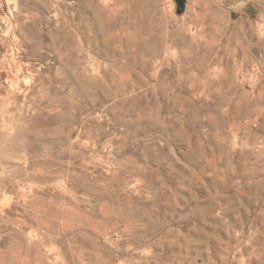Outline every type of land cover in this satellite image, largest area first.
Listing matches in <instances>:
<instances>
[{
	"label": "rangeland",
	"instance_id": "1",
	"mask_svg": "<svg viewBox=\"0 0 264 264\" xmlns=\"http://www.w3.org/2000/svg\"><path fill=\"white\" fill-rule=\"evenodd\" d=\"M0 0V264H264V0Z\"/></svg>",
	"mask_w": 264,
	"mask_h": 264
},
{
	"label": "water",
	"instance_id": "2",
	"mask_svg": "<svg viewBox=\"0 0 264 264\" xmlns=\"http://www.w3.org/2000/svg\"><path fill=\"white\" fill-rule=\"evenodd\" d=\"M177 1V3H178V7H179V9L180 8H182L183 7V4H184V0H176Z\"/></svg>",
	"mask_w": 264,
	"mask_h": 264
},
{
	"label": "built area",
	"instance_id": "3",
	"mask_svg": "<svg viewBox=\"0 0 264 264\" xmlns=\"http://www.w3.org/2000/svg\"><path fill=\"white\" fill-rule=\"evenodd\" d=\"M3 193H2V190L0 189V198L2 197Z\"/></svg>",
	"mask_w": 264,
	"mask_h": 264
}]
</instances>
